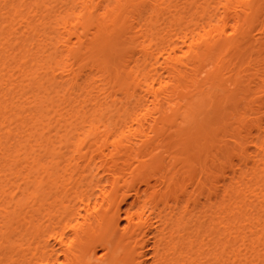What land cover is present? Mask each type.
<instances>
[{
    "label": "bare ground",
    "instance_id": "1",
    "mask_svg": "<svg viewBox=\"0 0 264 264\" xmlns=\"http://www.w3.org/2000/svg\"><path fill=\"white\" fill-rule=\"evenodd\" d=\"M7 172L28 264H264V0H0Z\"/></svg>",
    "mask_w": 264,
    "mask_h": 264
},
{
    "label": "rangeland",
    "instance_id": "2",
    "mask_svg": "<svg viewBox=\"0 0 264 264\" xmlns=\"http://www.w3.org/2000/svg\"><path fill=\"white\" fill-rule=\"evenodd\" d=\"M255 33L256 32L252 33L253 37H254ZM256 35H257V33H256ZM243 47H245V48H241V50L242 49L244 50V51L241 52V56L243 55V57H244L245 54H246L245 56H247V55L250 56L252 54L251 52L255 53L254 52L255 49H258L257 46H256V44H255V42H253V40H251L250 42H247V43H243ZM254 47H256V48H254ZM238 52H240V51L238 50ZM234 58H235V56H234ZM239 58H240V55H239L238 59H236V61H232L233 64H234V62L236 63L237 61H239ZM200 112H202L201 109H200V111L198 113H200ZM198 116H199V114L196 116V118ZM200 116H202V115H200ZM204 118L205 117L202 116V118L199 121H197V119H195L194 120V124L192 125V127H194L195 121H197L200 124L201 123V120H203L202 121V123H203L204 122ZM232 118H233V116H232ZM168 127L170 128V130L165 129L167 131L164 132L165 133L163 135L164 138H167V140L169 139V141H170V139L173 137V139L178 138L179 141H184L183 138H181L182 135L176 137L177 135L175 133L176 132L175 130L177 128L175 129L172 126V129H171V125H168ZM198 127H199V125H198ZM213 127H215L214 128V130H215L216 127H217V125H214ZM213 127H211V128H213ZM166 128H167V126H166ZM197 129H199V128H197ZM172 130L174 132H173L172 135H170L172 133L171 132ZM190 130H192V129H190ZM188 131H189V129H188ZM194 131H196V129ZM190 132L191 133L189 135L191 136L193 131H190ZM182 134L185 135L183 137L188 138V139H185L186 141L187 140H190V142H191V138H190V136L187 135L186 131H185V133L183 132ZM194 135L197 136L198 135V132L196 134L193 133L192 136L194 137ZM195 139H196V137H195ZM175 141L176 140H174V142ZM179 141H177V144H178ZM171 142L174 143L173 141H170V145H168V147H167V149L169 150V152L171 154H177V153H179L180 151L176 153V149L173 148L175 145L173 144L174 145L173 146L171 144ZM185 142H182V143L179 142L180 143L179 144V148L181 147L180 146L181 144H182V146H184L183 143H185ZM187 143L188 142H186V144ZM193 143L195 144L196 142L193 141ZM193 143H192V145H193V147H195L196 145H194ZM190 144H189V147L192 146ZM177 148H178V145H177ZM67 149L68 148L64 144L63 145V148H62V151H65ZM180 149L184 150V147L183 148H180ZM196 149H197V147H195L194 151H193V149H191V151L189 149V151L191 153L192 152H195V151H198ZM74 162H75V160H73L71 162V164H73ZM67 164H68V161L66 160V158H64V160L61 162V166L60 167L62 168L64 166H67ZM7 173H8V175H7V177H5V179L6 180H9L10 183L7 186H5L4 189H8V196H2V198L0 199V207L3 208V209H5L7 207L9 209H12L13 206H14V205H12V202H13L12 201V194L16 193V199H17V198H19V197L22 196V192H18L19 189L16 187V184L19 181V176L10 174L9 172H7ZM26 210H27V207L24 208V211H26ZM30 220H32V217H0V264H28V262L30 261V259L32 257V249H31V247H29V243L27 242L28 241V237H25L24 239H21V237H22V234H24L25 230L30 226V223H31ZM8 235H13L11 241L15 243L14 245H10V246L8 245V246H6V243H8V241L6 242L4 239H6V237ZM15 245H16V247H15ZM99 252L102 253L101 251H99ZM60 260H63V257H61Z\"/></svg>",
    "mask_w": 264,
    "mask_h": 264
}]
</instances>
